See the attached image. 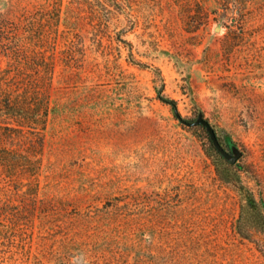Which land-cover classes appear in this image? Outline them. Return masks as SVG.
<instances>
[{
	"label": "rangeland",
	"instance_id": "374dc122",
	"mask_svg": "<svg viewBox=\"0 0 264 264\" xmlns=\"http://www.w3.org/2000/svg\"><path fill=\"white\" fill-rule=\"evenodd\" d=\"M61 19L38 208L0 214V264H264L238 233L264 213V0H63Z\"/></svg>",
	"mask_w": 264,
	"mask_h": 264
},
{
	"label": "trees",
	"instance_id": "16d2710c",
	"mask_svg": "<svg viewBox=\"0 0 264 264\" xmlns=\"http://www.w3.org/2000/svg\"><path fill=\"white\" fill-rule=\"evenodd\" d=\"M62 1L54 0L53 8L45 14L0 19V56L7 61L5 68L0 66V177L12 183L13 193L4 199L7 192L0 189V214L14 223L29 209L38 208L44 131L52 110L54 63L58 53H65L61 42L68 33L60 30ZM160 99L182 119L174 100L164 96ZM198 125L209 134L204 125ZM29 136L32 138L27 140ZM214 150L226 161L215 147ZM247 215H240L238 233L264 254V213H259L258 226L247 225Z\"/></svg>",
	"mask_w": 264,
	"mask_h": 264
},
{
	"label": "water",
	"instance_id": "95a60500",
	"mask_svg": "<svg viewBox=\"0 0 264 264\" xmlns=\"http://www.w3.org/2000/svg\"><path fill=\"white\" fill-rule=\"evenodd\" d=\"M198 123L204 125L208 129V132H209L210 136L212 137L213 143H214L216 149L221 153V155L224 158H226L228 161H230L231 163H233V164L236 163L239 159V155H236V156L232 155L222 147V145L218 139L217 133L214 130V128L210 125V123L204 119L199 120Z\"/></svg>",
	"mask_w": 264,
	"mask_h": 264
}]
</instances>
